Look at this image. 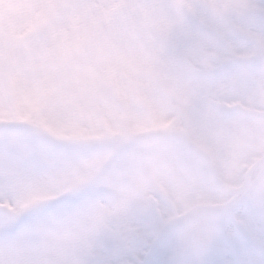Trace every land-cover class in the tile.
Wrapping results in <instances>:
<instances>
[{"label":"rangeland","instance_id":"obj_1","mask_svg":"<svg viewBox=\"0 0 264 264\" xmlns=\"http://www.w3.org/2000/svg\"><path fill=\"white\" fill-rule=\"evenodd\" d=\"M0 124V264H140L264 156V0H0ZM239 200L161 264H264V178Z\"/></svg>","mask_w":264,"mask_h":264},{"label":"bare ground","instance_id":"obj_2","mask_svg":"<svg viewBox=\"0 0 264 264\" xmlns=\"http://www.w3.org/2000/svg\"><path fill=\"white\" fill-rule=\"evenodd\" d=\"M262 168V163L255 165L253 167V169L251 170L250 174H249V179L251 181V183L255 182V180L257 179L259 172ZM236 191H232V193H235ZM196 213H192L188 216L182 217L180 219H177L174 224H180V223H184L185 221H187L189 218H192L193 215H195ZM160 247L161 244H159L157 247H155L152 252L149 255V259L147 261V264H161V258H160Z\"/></svg>","mask_w":264,"mask_h":264},{"label":"water","instance_id":"obj_3","mask_svg":"<svg viewBox=\"0 0 264 264\" xmlns=\"http://www.w3.org/2000/svg\"><path fill=\"white\" fill-rule=\"evenodd\" d=\"M260 162H262V163L264 162V157L260 160ZM248 184H249V180L246 179V180H245V183H244L243 186L240 188V191H239V192H242V191L247 187ZM224 209H225V208H220L219 210L214 211V212H205V213H203V214H201V215L195 216L194 218H196V217H200V216H206V215L217 214V213L223 211ZM170 227H171V225H167V226H165V227L160 231V233L158 234L156 240L154 241V243H153V245H152V247H151V249H150V251H149V255H150V253L152 252V250H153V249L159 244L160 240L162 239V237L164 236V234L169 230ZM149 255L147 256V258L145 259V261H144L142 264H145V263L148 261V259H149Z\"/></svg>","mask_w":264,"mask_h":264}]
</instances>
